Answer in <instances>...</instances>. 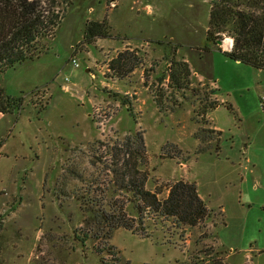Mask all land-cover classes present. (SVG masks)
Masks as SVG:
<instances>
[{"label": "rangeland", "instance_id": "obj_1", "mask_svg": "<svg viewBox=\"0 0 264 264\" xmlns=\"http://www.w3.org/2000/svg\"><path fill=\"white\" fill-rule=\"evenodd\" d=\"M55 5L62 20L38 57L0 74L6 93L24 97L19 111L0 112V264H102L97 242L75 240L86 216L72 189L87 191L98 175L102 165L91 161L106 151L98 139L112 145L137 131L148 149L147 188L164 199L176 181H190L211 213L193 227L150 213L144 237L116 229L109 245L118 261L104 251L107 264H217L223 256L264 264V69L229 57L228 32L222 50L207 37L210 0ZM88 21H103L111 37L86 44ZM127 50L140 64L121 77L109 63ZM172 59L193 69L187 88L171 86Z\"/></svg>", "mask_w": 264, "mask_h": 264}, {"label": "trees", "instance_id": "obj_2", "mask_svg": "<svg viewBox=\"0 0 264 264\" xmlns=\"http://www.w3.org/2000/svg\"><path fill=\"white\" fill-rule=\"evenodd\" d=\"M55 3L56 0H0V74L38 57L42 39L52 36L62 20L60 12L55 10ZM111 32L103 21H88L83 41L90 45L96 39L111 37ZM207 32V37L217 47L219 40L228 32L234 38L233 50H225L229 57L264 69V0H210ZM139 64V53L127 50L119 52L110 61L108 69L127 77ZM192 70L187 60L172 59L169 73L171 86L175 89L187 88L192 80ZM23 102V96L8 94L0 85V112L19 111ZM124 102V105L129 104L126 100ZM158 103L162 105L159 98ZM216 106H219L218 100L208 108ZM213 130L221 134V131ZM145 140L141 131L127 136L123 141L114 140L112 145L98 139L97 142L105 146L106 151H101L91 165L101 163L103 168L100 167L98 175L90 180L92 183L87 191H83L78 184L72 189V195L80 200V207L86 216V227L77 231L75 240L83 244L89 240L97 242L94 249L99 253L102 264H107L105 253L118 258L109 245L114 231L126 228L135 234H145L144 223L150 213L171 217L178 224L189 227L198 225L211 213L196 184L190 181H176L164 199L159 198V191L147 188L150 172ZM106 171L109 180L102 186L100 179ZM70 172L80 180H86L76 169ZM117 195L125 200L119 201ZM128 204H133L138 214L137 220L131 217ZM217 264H226L225 257H220Z\"/></svg>", "mask_w": 264, "mask_h": 264}, {"label": "crops", "instance_id": "obj_3", "mask_svg": "<svg viewBox=\"0 0 264 264\" xmlns=\"http://www.w3.org/2000/svg\"><path fill=\"white\" fill-rule=\"evenodd\" d=\"M230 42H231V44H232V40L229 39V38H227V39L225 40V45L230 47Z\"/></svg>", "mask_w": 264, "mask_h": 264}, {"label": "built area", "instance_id": "obj_4", "mask_svg": "<svg viewBox=\"0 0 264 264\" xmlns=\"http://www.w3.org/2000/svg\"><path fill=\"white\" fill-rule=\"evenodd\" d=\"M74 62L76 66H79V63L76 60H74Z\"/></svg>", "mask_w": 264, "mask_h": 264}, {"label": "water", "instance_id": "obj_5", "mask_svg": "<svg viewBox=\"0 0 264 264\" xmlns=\"http://www.w3.org/2000/svg\"><path fill=\"white\" fill-rule=\"evenodd\" d=\"M222 42H223V40L221 39V40H219V42H218V43H219V44H221Z\"/></svg>", "mask_w": 264, "mask_h": 264}, {"label": "bare ground", "instance_id": "obj_6", "mask_svg": "<svg viewBox=\"0 0 264 264\" xmlns=\"http://www.w3.org/2000/svg\"><path fill=\"white\" fill-rule=\"evenodd\" d=\"M232 46L231 42H230V47Z\"/></svg>", "mask_w": 264, "mask_h": 264}]
</instances>
